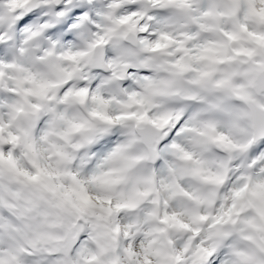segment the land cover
Instances as JSON below:
<instances>
[{
    "label": "snow or ice",
    "instance_id": "obj_1",
    "mask_svg": "<svg viewBox=\"0 0 264 264\" xmlns=\"http://www.w3.org/2000/svg\"><path fill=\"white\" fill-rule=\"evenodd\" d=\"M0 264H264V0H0Z\"/></svg>",
    "mask_w": 264,
    "mask_h": 264
}]
</instances>
